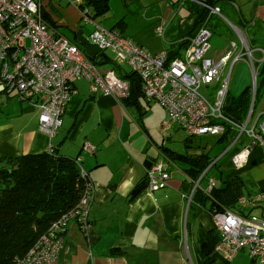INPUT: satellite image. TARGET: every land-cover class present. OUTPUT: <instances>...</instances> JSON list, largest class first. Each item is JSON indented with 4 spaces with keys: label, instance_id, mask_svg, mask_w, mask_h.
I'll use <instances>...</instances> for the list:
<instances>
[{
    "label": "crops",
    "instance_id": "1",
    "mask_svg": "<svg viewBox=\"0 0 264 264\" xmlns=\"http://www.w3.org/2000/svg\"><path fill=\"white\" fill-rule=\"evenodd\" d=\"M39 1L51 32L68 38L97 60L104 71H118L114 54L101 51L90 41L91 27L83 23L77 8L66 0ZM86 1L94 19L103 27L118 30L154 55L169 51L181 57L198 31L194 30L196 17L189 10L188 3L192 0ZM162 3L167 4L166 9L161 7ZM185 6L187 16L179 17ZM215 7L221 15H212L209 21L213 34L210 57L219 60L226 56L232 43L240 53L243 39L253 50L257 68L263 69L264 0L218 1ZM142 24L153 27L155 33L163 27V36L156 34L161 39L159 46L141 36L137 39V29L140 32ZM223 40L228 42L227 46H223ZM121 72L132 71L127 65H121ZM261 82L259 113L264 111V80ZM256 108L257 105L255 111ZM150 109L160 112H149ZM39 118L36 106L20 101L15 93L0 91V159L51 151L58 158L75 161L82 157V167L94 184L92 227L84 233L72 222L54 264H256L246 252L231 263L217 254L219 235L212 212L227 209L238 215L264 218V151L261 148L253 150L241 170L235 169L232 157L246 141L224 154L227 143L220 141L224 137H214L220 146L214 156L211 153L215 147L192 148L186 142L191 151L180 154L167 146V139L173 137L169 132L176 131L177 126L182 128L173 124L169 132L162 131V123L168 116L159 104L149 103L142 95L135 101L92 94L86 79L75 83L63 125L53 138L40 130ZM86 145L94 150L85 152ZM198 158L200 161L195 162ZM207 159L219 160L193 191L194 182L200 177L195 178L194 170H199L201 161ZM149 162H163L171 178L165 188L157 191L147 188L131 199L133 189L147 178ZM209 177L215 178L218 202L206 193ZM240 196L261 200L241 206ZM209 250L212 252L205 256Z\"/></svg>",
    "mask_w": 264,
    "mask_h": 264
},
{
    "label": "built area",
    "instance_id": "2",
    "mask_svg": "<svg viewBox=\"0 0 264 264\" xmlns=\"http://www.w3.org/2000/svg\"><path fill=\"white\" fill-rule=\"evenodd\" d=\"M66 1L77 8L82 21L92 28L90 41L101 51L113 53L119 66L127 65L136 73L141 79L145 100L159 104L167 112L168 118L161 126L164 133L177 124L190 137L228 136L224 154L246 141L232 157L237 170L247 165L254 149L264 151V111L255 117L260 70L253 50L242 39L240 53L237 45L232 43L231 51L219 60L209 55L213 35L209 21L212 15H221L218 7L192 0L209 12L208 18L190 39L183 55L171 59L168 51L154 55L118 30L103 27L94 19L86 0ZM156 31L163 36V27ZM262 54L264 62V50ZM244 58L252 71L251 103L247 116L238 121L226 111L229 78L213 98L204 95L201 89L221 83L222 71L229 61L232 60L233 66ZM0 64V91L14 92L20 101L36 106L40 111V130L51 138L63 125L77 81H89L92 94L119 98H127L130 94L128 81L115 71H104L68 38L50 31L39 0H0ZM84 150L92 152L94 148L86 145ZM218 160H211L194 182L193 191L200 187ZM75 163L82 181L79 202L52 223L28 253L15 258L12 264H54L59 259L64 236L72 222H76L84 233L91 229L94 184L82 167L83 158L76 159ZM147 178V188L157 191L167 186L171 172L163 162H157L148 169ZM215 185V178L209 177L208 195ZM260 200L259 197L252 200L241 197L239 203L247 206ZM212 218L219 235L215 251L223 260L231 263L240 253L246 252L256 264H264V218L238 215L227 209L215 210Z\"/></svg>",
    "mask_w": 264,
    "mask_h": 264
},
{
    "label": "trees",
    "instance_id": "3",
    "mask_svg": "<svg viewBox=\"0 0 264 264\" xmlns=\"http://www.w3.org/2000/svg\"><path fill=\"white\" fill-rule=\"evenodd\" d=\"M218 1L230 0H207L206 3L215 7ZM188 4L192 16L196 17L194 30H199L207 20L209 12L192 1ZM169 54L171 59L179 56L177 52ZM90 60L97 66L101 65L95 59ZM116 66L118 71L115 72L118 76L130 83V94L126 99L136 101L139 95L143 96L140 77L134 72L123 74L121 66ZM259 79L260 84L264 80V67L260 69ZM262 90L258 87L256 105ZM250 103L251 87L236 100L228 98L227 114L242 121L248 114ZM223 137L220 141L227 142L229 137ZM210 162L208 159L201 161L199 170H194L195 178L204 172ZM153 164L149 162L148 169ZM147 185L148 178L133 189L130 198L134 199L140 195L147 189ZM81 193L82 181L79 179V169L75 161L58 158L54 151L48 154H25L0 159V264H12L15 258L26 255L52 223L76 206ZM210 197L218 202L220 197L216 187ZM211 252L212 250H209L205 256Z\"/></svg>",
    "mask_w": 264,
    "mask_h": 264
},
{
    "label": "rangeland",
    "instance_id": "4",
    "mask_svg": "<svg viewBox=\"0 0 264 264\" xmlns=\"http://www.w3.org/2000/svg\"><path fill=\"white\" fill-rule=\"evenodd\" d=\"M161 7L163 9H166L167 4L162 3ZM185 16H187V6L182 8L181 12L179 13V17H185ZM91 30H92V28H91ZM137 32H138V35L140 34L139 36L137 35V39L141 36L140 37L141 39H145L146 41L150 42L153 45H155L157 43L156 45L159 46L161 44V39H157V37H156L157 33H155V30L153 29V27L146 28L144 26V24H142L140 32L138 29H137ZM221 42H222V40H221ZM227 45H228V42L223 40V46H227ZM245 61L246 60L243 59V61L238 62L233 67L232 70H230L231 65H232V61L230 63H228L227 67H225L222 71L221 83L212 84L208 87L204 86L201 89V92L204 95H207L208 97L213 98L216 95L217 91L222 87L221 85L224 84L227 81V79L229 78L228 96L230 98H233V99H238L246 89H248L252 86V71ZM259 103L260 102L258 101L257 108L255 111L256 117L260 114L259 112L261 110V108L258 106ZM150 111H151V109L149 110V112ZM151 112H160V111H157L154 109ZM176 128H178L176 131L169 132V133L173 134V137L169 140L167 139V146L172 148L174 151H176L180 154H185L186 152H188L191 148L190 149L187 148L186 142L190 143V145H192V148H198L199 147L202 149H206V147H210V146L215 147V150H213V152L211 153V155H213V156L219 151L218 147H220V146L216 145V143H215L216 141H215L214 137L204 136L201 138H198V137L191 138V137H188L187 133L184 130L180 129L178 126ZM244 139L246 140L245 137H244ZM207 145H209V146H207Z\"/></svg>",
    "mask_w": 264,
    "mask_h": 264
},
{
    "label": "water",
    "instance_id": "5",
    "mask_svg": "<svg viewBox=\"0 0 264 264\" xmlns=\"http://www.w3.org/2000/svg\"><path fill=\"white\" fill-rule=\"evenodd\" d=\"M206 1H207V0H204V2H206ZM262 85H263V82L260 83V88L262 87Z\"/></svg>",
    "mask_w": 264,
    "mask_h": 264
}]
</instances>
